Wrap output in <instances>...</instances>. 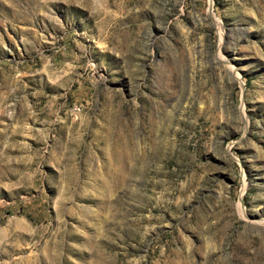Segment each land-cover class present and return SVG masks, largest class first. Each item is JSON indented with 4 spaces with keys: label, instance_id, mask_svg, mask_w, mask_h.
Listing matches in <instances>:
<instances>
[{
    "label": "rangeland",
    "instance_id": "obj_1",
    "mask_svg": "<svg viewBox=\"0 0 264 264\" xmlns=\"http://www.w3.org/2000/svg\"><path fill=\"white\" fill-rule=\"evenodd\" d=\"M0 264H264V0H0Z\"/></svg>",
    "mask_w": 264,
    "mask_h": 264
},
{
    "label": "bare ground",
    "instance_id": "obj_2",
    "mask_svg": "<svg viewBox=\"0 0 264 264\" xmlns=\"http://www.w3.org/2000/svg\"><path fill=\"white\" fill-rule=\"evenodd\" d=\"M255 221V220H254ZM258 223H259V221H258ZM262 223V222H261Z\"/></svg>",
    "mask_w": 264,
    "mask_h": 264
}]
</instances>
